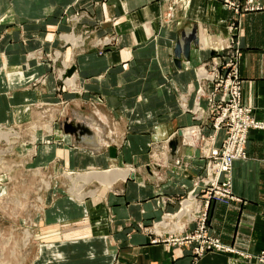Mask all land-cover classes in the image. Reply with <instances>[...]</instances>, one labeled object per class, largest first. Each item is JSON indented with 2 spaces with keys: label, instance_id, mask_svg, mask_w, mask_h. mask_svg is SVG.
I'll return each mask as SVG.
<instances>
[{
  "label": "crops",
  "instance_id": "0c3cea01",
  "mask_svg": "<svg viewBox=\"0 0 264 264\" xmlns=\"http://www.w3.org/2000/svg\"><path fill=\"white\" fill-rule=\"evenodd\" d=\"M78 1L91 4L98 19H107L105 26L119 33L122 42L102 56L83 50L76 56V78L88 88V97H103L93 104L77 100L68 110L69 116L88 128L79 130L77 137L63 130L56 110L49 113L57 105L51 102L56 101L55 78L48 76L44 93L40 87L33 95L26 90L48 67L41 61L25 64L29 51L48 44V24H57L55 16ZM100 1L0 0V123L11 125L28 116L50 121L52 140L40 145L41 160L59 159L68 169L80 171L135 169L117 180L120 193L110 192L111 188L96 190L85 204L69 196L51 201L44 222L54 224L46 228L54 232L51 239L46 236V242H55L58 253L39 255L36 262L255 264L231 251H212L195 259L190 247L154 243V236L137 224L159 220L165 210L158 202L184 194L195 176L203 173L205 161L197 148L182 142L172 148L167 143L176 129L192 123L191 115L180 113L178 95L194 89L196 74L202 70L196 67L203 60L232 44L243 79V104L253 109L256 119L264 120V10L239 15L225 7V0H110L95 6ZM168 5L174 9L170 22L163 16ZM194 24L199 45L192 49L190 61L182 59L178 67L177 39ZM68 55L74 54L68 51ZM30 101L35 104L28 110ZM43 132L49 134L46 129ZM246 149V159L235 161L232 170L234 192L246 203L218 204L210 210L209 220L222 244L257 254L264 251V129L250 130ZM114 159L117 163L111 165ZM125 164L128 167L121 166ZM167 208L177 210L175 203ZM64 220H81L84 226L64 231L57 224ZM162 224L168 226L161 227L164 236L180 231L179 225L185 228L184 222Z\"/></svg>",
  "mask_w": 264,
  "mask_h": 264
},
{
  "label": "rangeland",
  "instance_id": "374dc122",
  "mask_svg": "<svg viewBox=\"0 0 264 264\" xmlns=\"http://www.w3.org/2000/svg\"><path fill=\"white\" fill-rule=\"evenodd\" d=\"M108 1L110 0H101L95 3V6L96 4H106ZM223 3L227 9L232 10L236 14L250 13L237 12L234 8L227 6L226 1H223ZM169 6H167L163 15L168 22H170V18H174V14H172L174 9H169ZM90 7L91 4L84 2L80 4L79 1L71 7H65L58 16H55L57 24H48L49 37L46 41L48 44H42L43 49L29 51L25 64L27 65L30 61L34 63L41 61L40 64L48 67L46 73L40 74V76L43 75L42 77L39 76L30 84L32 89L27 88L26 90L33 95L37 90L35 88L40 87L39 90L44 93L48 89V84H46V82H49L48 76L51 75L55 78L54 91L56 101L51 102L57 105H52L49 113L56 110V120L61 119L60 125H62L63 130L66 133L72 131L77 137L79 130H88V128L83 122H76L77 119L72 114L69 116V111L72 110L73 104L77 100H83V102L91 104L95 103L94 100L102 102L103 97L101 95L96 99L88 97V88L81 83L80 78H76V74H79L76 68V56L80 54L81 50L85 53L92 52L102 56L113 49L119 48L122 42L119 33L111 31L108 29L109 27L105 26V23L109 21L104 18L98 19L95 14V8L93 7L92 10ZM68 51H72L74 55H68ZM235 51L232 44H230L228 48L217 50L203 60L196 67V71L197 69L205 68L211 77H205L200 80L197 77L198 80L195 79L193 82L194 89H189L191 90L190 93L178 95L179 111L182 114L191 115L192 123L176 129L173 135L167 139V143L170 145L172 142H182L197 148L205 161L203 173L195 176L191 187L184 194L177 198L164 197L163 200L158 202L160 207L165 210L164 215L159 220H154L147 224H137L144 233L154 236L152 240L154 243L165 241L176 246L190 247L195 259L202 257L208 252H217L219 250L211 243L188 239V235H195L200 231V214H197L198 217L196 216L193 219L187 214L182 217L177 214L188 207H191L189 211L191 213H195L197 210H206L207 234L211 237H217L211 231L210 210L218 204L230 206L232 203L243 205L246 203L244 199L238 197L234 192L232 173H222L218 179L215 177L218 170L217 166L222 164L223 159L226 157V145L228 146V142H231V133L229 132L235 126L232 119L234 103L230 97L231 88L226 85L229 79L233 80L235 78L234 75L239 78L237 81L241 85V103L243 104V79L239 70H235L234 64H229L230 60H234V57H236L234 55ZM219 64H221L219 67L220 71H217ZM71 67L76 69L75 75H73L74 72ZM199 74L200 72H197L196 75L199 76ZM219 76L220 80L222 79L221 87L218 86L220 83L218 80ZM199 89H201V93H199ZM227 91L226 101H222L223 94ZM197 103L200 107L198 106L196 109ZM34 104V101H30V105L27 107L28 110L32 109L31 106ZM225 109L228 110L225 111ZM223 113H226L225 121L219 124L218 119ZM251 114L256 122L264 121L255 118L253 109ZM28 117L16 119L11 125L0 123V264H39L36 262L39 259V255L43 258L49 252H52V255L58 253L55 242L51 243V240L49 243L46 242V236L49 234V239H51V234L54 232L49 231L48 233L46 230L48 227L52 229L54 224L49 225L44 222V214L51 201L69 196L74 201L85 204L87 200H90L96 194V190L99 193L102 189L111 188L110 192H121L118 182L120 180L112 187L102 185L95 180L87 183L76 182L75 180L76 175H82L88 171H103L107 169L80 171L73 168L68 169L66 164L59 159L51 162L46 159L41 160L39 147L42 142H51L52 125L50 121L29 120L27 119ZM44 129L48 130L49 134H45L43 132ZM252 129L264 128H250V130ZM185 130L188 132L187 138L184 136ZM190 133L194 142L187 140L192 138ZM240 159L246 158H238L235 161ZM116 163L114 159V163L112 162L111 165ZM177 164H180V161H177ZM121 166L128 167V164ZM229 177H231V190L234 193L233 195H235L234 198L218 197L216 191L226 187ZM93 192L94 194H92ZM191 199L194 200V206ZM186 200H189V202L184 206ZM169 203L176 204L177 210L175 212L168 210L167 205ZM86 216L89 219L88 214ZM162 222L169 224L184 222L185 228L182 231L171 232V234L164 236L162 228H167L168 226H163ZM57 224L63 225L64 231L72 229L74 225H83L81 220H64ZM60 228L63 231L62 227ZM180 236H186L187 240L180 244L173 243L171 238H182ZM42 242H45V244H42ZM202 244L205 246V250L201 255L198 253V249ZM223 244L228 245L226 243ZM228 246L243 252L244 254L233 253L246 260L254 261L255 264L259 261V257L264 254V251L251 254L233 244ZM116 262L114 260L113 264H116Z\"/></svg>",
  "mask_w": 264,
  "mask_h": 264
},
{
  "label": "built area",
  "instance_id": "2783aa9c",
  "mask_svg": "<svg viewBox=\"0 0 264 264\" xmlns=\"http://www.w3.org/2000/svg\"><path fill=\"white\" fill-rule=\"evenodd\" d=\"M227 6L234 8L237 12H252V11H260L264 10V0H225ZM112 41V40H111ZM110 41V42H111ZM234 60H230L229 64L235 66V70H238L237 68V58L234 57ZM221 64L217 66V71L219 70V67ZM206 70V69H205ZM207 71V70H206ZM208 73V71H207ZM206 77V76H205ZM203 77V78H205ZM233 80H228L226 82V85L231 88V101L234 103V113L232 115L233 123H235V126L231 129L229 133L231 136V142H228V146L226 145V157L223 159V163L218 165V170L216 171V176L217 179L221 177L222 173H230L232 170L233 163L236 159L238 158H246L247 153L245 149V145L248 141L249 137V132L250 128H264V121L262 122H256L253 117H252V108H249L247 106H244L241 103V85L239 83V78L238 76L234 75ZM219 84L218 86L221 87V81L220 76L218 77ZM228 91L223 94L222 101H226V98L228 96ZM228 109H225L227 111ZM225 114L223 113L219 117V124H222L225 120ZM229 141V140H228ZM218 194V197H229L230 199L234 198L235 195L231 190V177H229V182L226 185L225 188H220L216 191ZM217 197V198H218ZM193 204L194 200L191 199ZM189 200H186L184 202V206L186 203H188ZM190 209L186 208L183 212H180L177 214L178 216H183L184 214L190 215V218L193 219L194 217L197 216V214H200L201 222H200V231L195 234V235H188V239L192 240L194 239L195 241L202 240L203 243H211L213 244L217 250L220 249V244L223 245L220 240L217 237H211L207 234V225H206V220H207V213L205 211L197 210L195 213L189 212ZM198 217V216H197ZM171 238L173 240V243L180 244L184 243V241L187 240V237L180 236ZM208 239V240H207ZM178 240V241H176ZM234 249V248H232ZM205 250V246L202 244V246L198 249L199 254H203ZM233 252H238L236 250H232ZM257 264H264V254L263 256L259 257V261Z\"/></svg>",
  "mask_w": 264,
  "mask_h": 264
},
{
  "label": "bare ground",
  "instance_id": "6f19581e",
  "mask_svg": "<svg viewBox=\"0 0 264 264\" xmlns=\"http://www.w3.org/2000/svg\"><path fill=\"white\" fill-rule=\"evenodd\" d=\"M70 39H72V38H70ZM211 77L208 73H207V71L205 70V68H202V70H200V74H199V76H198V78H199V80L200 79H202L203 77ZM69 83H73V82H69ZM202 89V88H201ZM201 89H199V93H201ZM200 102V101H199ZM184 103V102H183ZM186 103V102H185ZM202 105V104H201ZM199 105H198V103H197V105H196V109H197V107H198ZM200 107V106H199ZM193 108V107H192ZM202 112V111H201ZM200 112V113H201ZM202 114V113H201ZM190 129H191V127H190ZM191 131V130H190ZM189 131V132H190ZM195 131V130H194ZM187 131L185 130V137L187 138ZM192 133V132H191ZM190 133V135L192 136V134ZM201 134V133H200ZM215 134H217V133H215ZM195 136V135H194ZM198 138V137H197ZM224 139V138H223ZM187 140H190V141H192V142H194V139H193V136H192V138H190V139H187ZM186 140V141H187ZM213 140V139H212ZM197 141V140H196ZM211 142V141H210ZM90 143L91 142H89V144H88V146H93L94 144H91L90 145ZM195 143H197V142H195ZM214 146V145H213ZM93 147H95V146H93ZM211 148H212V146H211ZM207 150V149H206ZM206 154H207V152H206ZM135 171V169H131V170H129V169H123V168H120V167H113V168H111V169H107V170H101V171H88V172H86L85 174H82V175H76V177H75V180H76V182H78V181H82V182H84V183H87V182H91V181H93V180H95V181H98L100 184H102V185H106L107 187H112L113 185H114V183L118 180V179H125V178H127L130 174H132L133 172ZM231 173H232V170H231ZM74 180V181H75ZM92 194H94V192L92 193ZM189 202V201H188ZM187 204V203H186ZM193 206H194V204H193ZM189 209L191 208V207H188ZM180 217H182V216H180ZM178 229H183V227H182V225H179L178 226ZM176 241H178V240H176ZM232 250H235V249H232L231 247H227L226 245H221L220 244V249H219V251H226V252H228V251H231V252H233ZM239 252V251H238Z\"/></svg>",
  "mask_w": 264,
  "mask_h": 264
},
{
  "label": "water",
  "instance_id": "95a60500",
  "mask_svg": "<svg viewBox=\"0 0 264 264\" xmlns=\"http://www.w3.org/2000/svg\"><path fill=\"white\" fill-rule=\"evenodd\" d=\"M199 45V36L197 26L194 24L190 29H184L177 39L174 49L175 63L178 67L182 66V59L190 61L191 52L194 47ZM65 130H67L65 128ZM175 143H170L172 148H175Z\"/></svg>",
  "mask_w": 264,
  "mask_h": 264
}]
</instances>
